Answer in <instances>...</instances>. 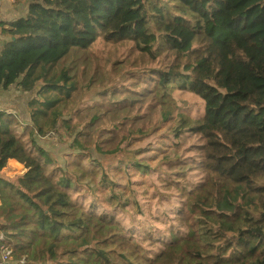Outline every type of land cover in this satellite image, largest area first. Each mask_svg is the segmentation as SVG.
I'll list each match as a JSON object with an SVG mask.
<instances>
[{
	"label": "trees",
	"instance_id": "16d2710c",
	"mask_svg": "<svg viewBox=\"0 0 264 264\" xmlns=\"http://www.w3.org/2000/svg\"><path fill=\"white\" fill-rule=\"evenodd\" d=\"M21 1L0 90L36 92L26 124L0 110V170L23 166L0 178L7 264H264V0ZM191 134L202 177L179 186ZM170 187L164 232L150 206Z\"/></svg>",
	"mask_w": 264,
	"mask_h": 264
},
{
	"label": "rangeland",
	"instance_id": "374dc122",
	"mask_svg": "<svg viewBox=\"0 0 264 264\" xmlns=\"http://www.w3.org/2000/svg\"><path fill=\"white\" fill-rule=\"evenodd\" d=\"M15 90L19 91L20 89L18 87H15ZM16 92V97H21L20 100L22 101L23 98H28L29 96H32L35 94V90L27 89L22 91L23 95L19 96V92ZM28 116V113L25 115V117ZM50 135L43 137L45 140V145L47 148H51L52 152L56 154H60L64 148H65V142L62 141V139L56 137L55 131H49L47 132ZM190 135V138L184 139L181 142V146L177 151L178 156L182 154L184 156L185 163L181 161L180 164L174 162L167 166L169 170H177L178 172L173 176L174 180L178 182V185H182L184 182H190V183H196L198 182L202 177V172L199 166L197 165V162L200 161L199 159V152L196 151V147L199 143L197 140V136ZM173 144H171L169 141L165 140L162 144L163 150L158 151V158L163 157L164 152H169L173 148ZM187 158V159H186ZM177 168V169H174ZM11 170H13L10 167ZM12 179V178H11ZM183 199V192L175 187L170 188H164L158 190V195L155 197L153 201V206L151 208L150 206V212L157 214V217L159 218V221H162L161 225H158V228L161 231H168L171 230L172 232H175L176 229H180V226L178 222L176 221V217H179V215H176V209L179 208V204ZM239 226L246 227V228H253V225L239 222ZM9 250L5 249L3 250V260L2 252L0 254V264L8 263L7 259L4 260V257L9 255Z\"/></svg>",
	"mask_w": 264,
	"mask_h": 264
},
{
	"label": "crops",
	"instance_id": "0c3cea01",
	"mask_svg": "<svg viewBox=\"0 0 264 264\" xmlns=\"http://www.w3.org/2000/svg\"><path fill=\"white\" fill-rule=\"evenodd\" d=\"M26 2L21 0H0V23H7L16 18H21L25 14ZM1 30V26H0ZM7 40V36L0 32V48L2 44ZM18 87L20 90H15ZM23 89L21 85L13 83L6 88L0 90V110L7 111L14 119H17L21 124L28 122L30 109L27 106V102L31 98L16 97V92H19V96L23 95ZM27 91V90H26ZM28 113V116L25 115ZM46 147L45 142H43ZM10 167L13 169L11 170ZM23 169V166L14 159H7L0 170V178L4 181H11L15 175ZM12 178V179H11Z\"/></svg>",
	"mask_w": 264,
	"mask_h": 264
},
{
	"label": "built area",
	"instance_id": "2783aa9c",
	"mask_svg": "<svg viewBox=\"0 0 264 264\" xmlns=\"http://www.w3.org/2000/svg\"><path fill=\"white\" fill-rule=\"evenodd\" d=\"M49 135H50L49 133H46V134H45V136H49ZM45 136H43V137H45ZM43 137H42V138H43ZM7 257H8V256L6 255V256L4 257V260L7 259ZM1 259L3 260V252H2V257H1Z\"/></svg>",
	"mask_w": 264,
	"mask_h": 264
},
{
	"label": "water",
	"instance_id": "95a60500",
	"mask_svg": "<svg viewBox=\"0 0 264 264\" xmlns=\"http://www.w3.org/2000/svg\"><path fill=\"white\" fill-rule=\"evenodd\" d=\"M4 264H7V263H4Z\"/></svg>",
	"mask_w": 264,
	"mask_h": 264
}]
</instances>
